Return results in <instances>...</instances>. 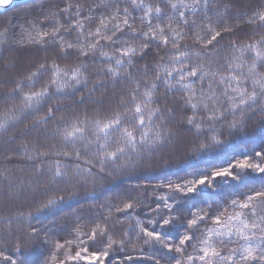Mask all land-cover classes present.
I'll return each instance as SVG.
<instances>
[{"label": "snow or ice", "instance_id": "snow-or-ice-1", "mask_svg": "<svg viewBox=\"0 0 264 264\" xmlns=\"http://www.w3.org/2000/svg\"><path fill=\"white\" fill-rule=\"evenodd\" d=\"M13 3L14 0H0V8H7ZM130 4L133 9L143 11L140 20L142 24L147 22V30L138 32L134 24L129 21L128 7H125L123 14L117 8L111 16L101 18L99 26L94 31L88 32L87 36L80 31L79 34L84 39L78 40L75 44L64 42V37L57 39V33L61 31L63 25L54 27L51 33L41 31L33 25L32 30H25L23 39L14 41L21 47L25 44L43 45L47 42V38L51 37L59 43L62 52L77 48L81 56H87L99 50L101 40L115 44L114 37L117 33L130 30L132 38L140 42L137 46L127 45L117 49L119 56L101 51V57L108 61L106 75L113 82L121 78L133 79V74L126 71L136 63L133 57L146 56V50L153 45L158 50L167 49L169 45L172 49L166 53L167 62H163L165 55L157 52L161 62L154 65L156 72L153 82L145 83L143 91L140 90V83L136 82V86L126 96L121 97L120 110L104 117L99 115L92 119L87 116L83 119L76 117L70 122L58 124L55 135L59 137L63 150L53 146L51 149L38 151L34 157L32 152L36 151L35 148L30 150L27 144L21 145L22 159L32 161L39 158L40 165L47 161L46 168L34 165L33 174L39 177L46 172L49 185L65 181L70 184L75 180L85 183L91 180L95 183L97 180H103L105 175L115 174L112 171L113 167L123 171L134 170L144 154L152 153L185 131L194 130V137L200 139L205 132V123L212 122L208 124L211 134L207 135L202 143L193 146L194 152H203L223 142L216 132V122L221 118L227 119L224 116L225 112H230L233 117L227 124L231 132L245 131L248 127L245 118L259 106L262 116L259 127L264 129V73L258 71V68L264 65V34L258 39L252 36L241 42L232 40L233 57L227 63L224 72L220 69L213 70L210 63L206 66L203 62L205 59H210V53L215 51L216 44L224 39L222 33H233L241 24L259 28L261 33H264V4L249 10L242 7L243 0H240L237 4L224 3L223 11L217 8V0H163L162 3L155 4H147L145 0H130ZM165 7L170 11L166 12ZM71 8L72 5L69 4L60 8L59 12L70 15ZM80 8V5L76 6L77 17L81 15ZM232 8H236L234 14L230 11ZM210 10H215V20L209 16ZM88 11L89 15L84 19L91 20L92 9ZM59 12L52 11L44 19L58 17ZM188 13L193 17L201 15L203 19L197 23L195 18L190 20ZM162 17L167 19L166 24L153 23V20L161 21ZM228 18L235 19L236 24L229 23ZM110 23L111 35H107ZM84 27L81 20L77 19L65 31L82 30ZM184 29L192 32L194 43L200 45L201 50L189 49L187 45L180 44V41L186 38ZM6 43H8L7 28L0 30V45ZM191 56L198 57L200 62H191ZM84 69L83 64L71 70L61 69L55 61L51 64L47 61L37 64L35 70L25 77L29 84L31 85L34 78L42 74H50L51 79L40 90L27 93L24 92L23 81L18 80L6 99H15L16 94H20L21 99L18 105L8 108L3 116H0V129H6L9 121L16 118L17 111L23 112L39 105L49 95L51 88L54 87L59 93L63 92L70 82L72 86L81 83L86 86L88 79ZM157 81H161L165 86L164 99L167 98L168 93L175 90L180 93L184 109H191V115L182 110L185 119L173 123L175 112L157 99L159 95ZM248 81H251V90L248 88ZM205 82L207 88L203 87ZM58 112H60L59 107L50 106L47 113L35 120L34 124H47L51 120H56ZM59 120L63 121L64 117L60 116ZM184 124L187 128L181 127ZM49 156L60 157L63 160L48 161ZM255 157L256 160L244 157L229 162L227 166L215 169L211 177L206 172H201L198 179L193 178L181 183L170 181L166 185H157V189L165 187L167 192L157 196L162 203L151 210L155 215L150 216L146 224L137 220L133 229L137 238H143V243L147 245H159L167 253L175 252L177 255L170 257L174 264H197V262L198 264H264V146L255 151ZM249 171L259 177V187H250L244 197L232 199L230 205L223 211L217 209L213 212L209 206L207 211L199 209L190 216H180L174 212L175 208L186 202L187 197L203 198L205 193L201 192V188L213 187V181L217 178L243 184ZM63 199L62 195L49 198L36 208L34 213H29V216L53 209ZM139 203L138 199L129 196L119 204L109 205V215L102 223L94 224L90 231H82L78 226V237L83 235L91 241H95L97 237H106L107 249L117 244L122 249L126 241L114 239V234L108 228V221L112 217L111 208L114 207L117 213L128 214L135 212ZM116 219L118 222L119 218ZM177 221H180V226L184 227V233L177 237L178 243H175L166 237L163 229L175 226ZM202 226L203 231L198 243L192 244L195 239L194 233L200 231ZM29 228H31L27 233L29 239L38 238L37 230L30 224ZM125 235H128L127 230ZM72 242L68 240L65 243L71 245ZM80 243L83 244L85 241L82 240ZM229 244L235 246L225 251L223 246ZM189 246L194 248L195 254L186 255ZM23 247L26 245L19 242L15 246L18 253ZM62 249H65V244L57 242L56 252ZM89 251L90 248L85 247L72 255L65 250L64 258L59 260L53 253L45 264H57V260L58 264L80 260L85 261L86 264H97V262L104 264V259L109 255L107 250L103 253L92 252L90 256L82 255ZM0 257L4 260L8 259L2 252ZM11 264H17V261L12 260ZM156 264H160V261L156 260Z\"/></svg>", "mask_w": 264, "mask_h": 264}, {"label": "trees", "instance_id": "trees-1", "mask_svg": "<svg viewBox=\"0 0 264 264\" xmlns=\"http://www.w3.org/2000/svg\"><path fill=\"white\" fill-rule=\"evenodd\" d=\"M157 2L162 3L163 0H145L147 4ZM224 3L237 4L240 3V0H217V8L223 11ZM69 4L72 5L70 15L59 12L60 8ZM261 4H264V0H243L242 7L251 10ZM77 5L81 6L80 17L75 15ZM125 7H128L129 21L134 24L138 32L147 30V22L142 24L140 20L143 11L133 9L130 0H25L0 11V30L8 29V43L0 45V106H3L0 108V116H3L8 108L19 104L20 94H16L15 99H6L7 94L18 80L23 81L22 86L24 92L27 93L40 90L51 79L50 74H42L38 78H34L31 85L25 79L39 63L47 61L51 64L52 61H55L61 69L67 70L83 64L88 79L86 86L83 83L72 86L70 82L69 86L59 93L55 91L54 87L51 88L49 95L39 105L23 112L17 111L16 118L9 121L6 129H0V252L3 253V256L8 257L7 260L0 257V264H11L12 260H16L17 264H45L53 253L59 260L64 258L65 250L74 255L76 251L85 247L90 248V251L82 253V255L90 256L92 252L103 253L107 250L109 255L104 259V264H156V260H159L160 264H174L170 257L176 256L175 252L167 253L159 245L144 244L143 238L138 239L136 231L133 230L137 220L146 224L150 216L155 215L151 210L162 203L157 199V196L167 192V189L165 187L157 189L156 186L166 185L170 181L181 183L193 178L198 179L201 172H206L211 177L215 169L227 166L229 162H235L244 157L256 160L255 151L264 146V129L259 127L262 116L260 108L257 106L256 110L250 112L245 118L248 125L245 131L231 132L227 124L233 117L230 112H225L224 116L227 119L221 118L216 122V132L223 142L203 152H194L193 146L202 143L204 138L211 134L208 124L212 122L205 123V132L200 139L194 137V130L193 132H182L166 145L155 149L152 153L144 154L138 167L134 170L123 171L113 167L112 171L115 174L105 175L103 180H97L95 183L91 180L87 183L75 180L70 184L65 181L49 185L46 180L48 175L46 172L43 176L34 175V165L46 168L47 161L40 165L39 158L32 161L22 159V144H27L30 150L36 149L35 152H32L34 157L38 151L51 149L53 146L62 149L60 139L55 135L58 124L70 122L76 117L81 119L85 116L89 119L95 118L97 115L104 117L120 110L121 97L126 96L136 86V82L140 83L141 91L144 90L145 83L153 82L156 72L154 65L161 62L157 52L165 55L163 62H167L166 53L172 49L169 45L167 49L158 50L153 45L146 50V56L133 57L136 63L126 69L133 74V79L121 78V80L113 82L106 75L108 61L101 57V51L119 56L117 49L127 45L137 46L140 42L132 38L130 30L117 33L114 37L115 44L101 40L99 50L89 53L87 56H81L77 48L66 49L62 52L59 43L51 37H48L47 42L43 45L25 44L21 47L14 41L23 39L25 30H32L33 25H36L41 31L49 33L53 31L54 27L63 25L64 27L57 33V39L64 37V42L75 44L78 40L84 39L83 36H80V31H83L87 36L88 32L94 31L99 26L101 18L111 16L117 11V8L123 14ZM89 9H92L91 20L84 19L89 15ZM52 11L59 12L58 17L44 19ZM165 11L169 12L170 10L165 7ZM230 11L234 14L236 8H232ZM188 15L190 20L195 18L197 23L203 19L201 15L196 17H193L191 13ZM209 16L215 20V10H210ZM77 19H80L84 24V29L65 31ZM157 22L166 24L167 19L162 17L161 21L153 20L154 24ZM228 22L236 24L233 18H228ZM108 28L106 34L111 35V23ZM184 31L186 38L181 40L180 44L187 45L189 49L201 50L200 45L194 43L192 32L188 29H184ZM261 34L264 33H261L259 28H253L246 24H241L233 33H222L224 39L216 44L215 51L210 53V59H205L203 62L206 66L210 63L213 70L220 69L224 72L227 63L233 57L232 40L241 42L252 36L258 39ZM190 59L193 63L200 62L196 56H191ZM250 62L249 60L248 63ZM112 63L114 64L115 61L113 60ZM50 71L51 69H49ZM258 71L264 73V65L260 66ZM225 74L227 73L225 72ZM157 83L159 85L157 99L168 108L173 109L175 112L173 123L185 119L183 111L191 115L190 108L184 109L180 93L173 90L164 99L165 86L161 81H157ZM197 83L199 84V82ZM247 83L251 90V81ZM207 86V82H205L203 87L207 88ZM50 106L60 108V112L56 114L57 119L51 120L47 124L35 125L34 121L44 116ZM60 116L64 117L63 121L59 120ZM181 127L187 128V125L184 124ZM55 159L63 160V158L53 156L47 158L48 161ZM25 184L30 188L33 187V191L25 189ZM252 186L259 187V177L251 171L247 173L243 184L217 178L213 181V187L201 188V192L205 193L203 198L200 196L187 197L185 198L186 202L181 203L174 209V212L180 216H190L192 212L199 209L207 211L209 206L213 212L217 209L223 211L230 205L232 199L244 197ZM9 193L11 199L8 198ZM61 195L64 199L55 208L29 216V213H34L35 209L47 199ZM129 196L140 201L135 212L117 213L112 207V217L108 221V228L114 234V239L126 241L122 249L119 244L107 249L106 237H97L95 241L88 240L83 235L78 237V226L82 231H90L91 226L102 223L109 215V205L119 204ZM117 217L119 218L118 222ZM29 224L39 233L38 238L29 239L27 235L31 231ZM180 224L181 222L177 221L175 226L163 229L166 237L175 243H178L177 237L184 233V227H181ZM125 230L128 235H125ZM202 231L203 226L200 231L194 233L195 239L191 242L192 244L198 243ZM68 240L73 241L71 245L65 243ZM82 240L85 243L81 244ZM44 241H48V243H44ZM18 242L26 245L21 248L19 253L15 248ZM57 242L65 244V249L56 252ZM234 246L229 244L223 247L227 251L228 248ZM187 254H195L192 246L187 247ZM128 257H132V259H128ZM66 264H86V262L83 260L66 261Z\"/></svg>", "mask_w": 264, "mask_h": 264}, {"label": "rangeland", "instance_id": "rangeland-1", "mask_svg": "<svg viewBox=\"0 0 264 264\" xmlns=\"http://www.w3.org/2000/svg\"><path fill=\"white\" fill-rule=\"evenodd\" d=\"M22 1H25V0H21V1L19 0V1L14 2V3H18V2H22ZM14 3H13V4H14ZM11 5H12V4H11ZM11 5H9L8 7H10ZM8 7H7V8H8ZM7 8H3V9L0 8V11H3V10H5V9H7ZM16 29H17V26H16ZM15 31H16V30H15V28H14V32H15ZM0 63H1V62H0ZM0 100H1V97H0ZM1 107H3V106H0V108H1ZM2 109H3V108H2ZM24 187H25V189L30 190L31 192L33 191V187L30 188L27 184H25ZM9 195H10V193L8 194V196H9ZM8 198H10V196H9ZM10 199H11V198H10Z\"/></svg>", "mask_w": 264, "mask_h": 264}, {"label": "water", "instance_id": "water-1", "mask_svg": "<svg viewBox=\"0 0 264 264\" xmlns=\"http://www.w3.org/2000/svg\"><path fill=\"white\" fill-rule=\"evenodd\" d=\"M17 1H19V0H14V2H17ZM21 1V0H20ZM3 9V8H2Z\"/></svg>", "mask_w": 264, "mask_h": 264}]
</instances>
